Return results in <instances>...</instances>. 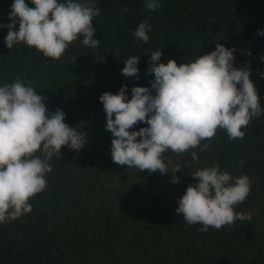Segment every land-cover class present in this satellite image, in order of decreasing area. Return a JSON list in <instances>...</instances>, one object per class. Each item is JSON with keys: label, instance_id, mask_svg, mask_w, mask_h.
Returning <instances> with one entry per match:
<instances>
[{"label": "trees", "instance_id": "obj_1", "mask_svg": "<svg viewBox=\"0 0 264 264\" xmlns=\"http://www.w3.org/2000/svg\"><path fill=\"white\" fill-rule=\"evenodd\" d=\"M94 2L100 14L92 21L93 38L101 41L99 46L86 47L79 37L53 60L24 43L6 46L8 29L2 25L10 23L13 0H0V86L17 76L30 80L37 94L47 97L50 112L61 109L69 127L88 134L78 152L62 146L60 160L50 161L53 171L47 174V187L30 199L31 212L0 223V264H264V115L243 129L242 140H229L218 130L207 151L196 149L198 164L189 153L166 152L181 166L176 173L180 183L174 184L171 172L113 162V136L99 99L125 84L129 99L133 86L150 87L152 51L162 49L158 63L174 59L179 65L220 42L235 48V67L251 68L264 108V35L257 34L264 30V0H159L155 10L145 8L147 0ZM145 20L151 25L147 44L132 36ZM132 55H140L139 79L121 74ZM101 56L103 62L97 60ZM147 126L140 122L130 131ZM213 164L251 178L249 196L235 209L253 211L250 224L237 221L200 232L202 225L189 226L176 213L187 186L198 182L190 172Z\"/></svg>", "mask_w": 264, "mask_h": 264}, {"label": "clouds", "instance_id": "obj_2", "mask_svg": "<svg viewBox=\"0 0 264 264\" xmlns=\"http://www.w3.org/2000/svg\"><path fill=\"white\" fill-rule=\"evenodd\" d=\"M31 3L35 7H29L25 0H13L10 6V23L2 25L8 29L4 39L9 49L24 43L58 60L79 37L86 47L99 46L101 41L93 38L92 21L100 14L94 0ZM160 6L159 0H147L145 4L148 10ZM150 30L145 20L132 36L147 44ZM257 34L264 35V30ZM215 44L213 51L179 65L174 59L158 63L162 49L152 51L147 69L154 73L150 87L133 86L131 99L126 84L115 94L105 91L100 95L106 129L113 136L114 163L140 171L171 172V182L178 184L176 173L182 171L181 166L166 158V152L189 153L191 161L198 164L196 149L207 151L218 130H224L229 140L244 139L243 129L264 115V108L250 79L251 68L235 67V48ZM139 56L132 55L124 61L122 75L139 79ZM97 60L103 62L104 57ZM46 99L37 94L30 80L20 76L0 86V223L31 212L29 201L47 187V174L53 171L50 161L54 157L60 160L62 146L78 152L87 142L88 134L69 127L61 109L50 112ZM140 122L148 126L130 131ZM238 163L243 165L244 161ZM190 175L198 182L187 186L175 209L183 214L184 223L202 225L197 229L200 232L210 227H231L237 221L247 220L250 224L253 211L235 210L251 192L252 180L247 174L235 176L213 164L196 168Z\"/></svg>", "mask_w": 264, "mask_h": 264}]
</instances>
